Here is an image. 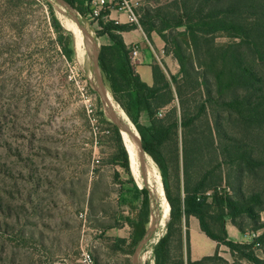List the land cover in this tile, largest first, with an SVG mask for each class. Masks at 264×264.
<instances>
[{"label": "trees", "instance_id": "trees-1", "mask_svg": "<svg viewBox=\"0 0 264 264\" xmlns=\"http://www.w3.org/2000/svg\"><path fill=\"white\" fill-rule=\"evenodd\" d=\"M64 1L79 16L87 17L91 0ZM48 11L58 25L50 4ZM160 11L144 17L141 29L144 34L156 32L179 70L177 76L167 77L162 67L153 65L151 86L131 66L130 49L121 37L128 28L109 20L93 22L96 38L106 36L111 42L99 48L103 80L138 132L145 154L162 174L169 219L166 233L153 247V264H229L218 250L199 261L191 260V217L209 240L229 250L234 262L264 264V221L260 218L264 212V0H172L164 13ZM154 19L160 22L159 28ZM168 30L175 35L168 37ZM217 36L228 42L215 43ZM68 40L65 52L70 59L72 37ZM141 116L147 126L139 123ZM106 124L105 132L115 136L120 148L132 199L140 200L135 216L122 219L131 228L128 244L117 240L133 249L150 223V195L146 186L139 188L132 179L121 136L111 123ZM179 161L181 177L177 174L173 193L167 167H178ZM223 165L228 171L222 170ZM245 178L249 185H244ZM227 220L241 234L253 235L251 242L231 240Z\"/></svg>", "mask_w": 264, "mask_h": 264}, {"label": "rangeland", "instance_id": "rangeland-1", "mask_svg": "<svg viewBox=\"0 0 264 264\" xmlns=\"http://www.w3.org/2000/svg\"><path fill=\"white\" fill-rule=\"evenodd\" d=\"M171 1L139 0L140 27L144 17L154 16L158 9L164 13ZM48 4L58 25L52 21ZM61 10L51 0H0V264H84L82 252L93 264H133L136 247L118 243L108 228L137 213L140 200L132 199V184L121 167L115 136L105 132L109 121L85 45L82 42L78 55L72 32L63 27L73 22ZM78 17L100 48L94 21ZM154 22L159 28L160 22ZM150 34L159 37L156 32L145 35L149 38ZM165 34L171 37L175 32ZM69 36L70 59L65 52ZM227 42L225 37L215 38L217 44ZM159 61L156 64L162 67L163 59ZM139 123L147 126L144 116ZM151 170L163 189L162 174L147 155L144 173L139 165V180L131 177L139 188L146 186L150 216L156 217ZM222 170L228 167L223 165ZM181 171V161L178 167L168 164L173 193ZM243 181L250 184L247 178ZM260 218L264 221V212ZM168 219L164 226L155 220L140 264H153L152 250L166 233ZM251 240L250 236L242 243ZM223 249L220 257L229 264H247L234 262L229 250ZM255 253L262 256L260 250Z\"/></svg>", "mask_w": 264, "mask_h": 264}, {"label": "crops", "instance_id": "crops-1", "mask_svg": "<svg viewBox=\"0 0 264 264\" xmlns=\"http://www.w3.org/2000/svg\"><path fill=\"white\" fill-rule=\"evenodd\" d=\"M107 16L109 21H117V25L128 28L121 33V37L127 48L131 49L134 47L137 50V56L135 57V59H132L130 63L135 73L139 76L140 80L143 83L148 86H151L153 84L152 66L156 64L157 60L159 61L161 59H163L162 69L167 77L169 75H177L178 66L176 60L171 54H166L164 52V43L159 39V37H154L153 34H150V37L148 38L141 28L129 26L126 23L127 19L124 13L110 10ZM92 25L96 29V23H93ZM97 41L99 42V46H106L111 44L106 36L98 37ZM159 63L161 62L159 61ZM134 216L135 214L134 212H132L129 215V218H132ZM225 228L229 238L238 243L247 242L246 240L249 239L250 236L253 237V235H250L248 233L241 234L234 226H232L229 220L226 221ZM108 232L110 236L114 237V239L125 240L128 244L131 235V228L126 222H122L118 227L110 226L108 228ZM189 242L190 258L192 261H199L204 257L212 256L217 250L220 255H222V252H225L223 246H218L217 243L209 240L201 232L198 221L193 217L189 219ZM139 262V260H135L132 257L133 264H140Z\"/></svg>", "mask_w": 264, "mask_h": 264}, {"label": "water", "instance_id": "water-1", "mask_svg": "<svg viewBox=\"0 0 264 264\" xmlns=\"http://www.w3.org/2000/svg\"><path fill=\"white\" fill-rule=\"evenodd\" d=\"M51 1L59 5L68 14V16L75 23V25L77 26L81 34L82 42L85 45L88 56L92 63V73H93V76L96 82V91L100 98V101L104 105V116L116 128L120 136L122 134H127L132 138L133 136L131 135L129 131V127L124 123L123 119L118 115L117 111L115 110V105L113 104V102H111L110 94L105 87L104 80H103V77H102V74L99 68V64H98L99 48L94 43V40L89 35V32L87 31V29L79 21L78 13L66 1L64 0H51ZM134 141L139 149L138 161H139L141 173H144V163H145L146 154L142 148L139 135H138V139ZM125 151L127 153L128 160H129V155H128V151L126 148H125ZM154 222H155V216L151 215L150 216V227L147 229L145 237L138 244V246L136 247L134 251L133 258L135 260L140 259L142 249L149 242L150 236L152 233V228L155 226Z\"/></svg>", "mask_w": 264, "mask_h": 264}, {"label": "bare ground", "instance_id": "bare-ground-1", "mask_svg": "<svg viewBox=\"0 0 264 264\" xmlns=\"http://www.w3.org/2000/svg\"><path fill=\"white\" fill-rule=\"evenodd\" d=\"M61 11L65 12L63 9ZM63 27L72 32L73 37L75 38V50H76L77 54L79 55L82 51L83 46H82L81 34H80L77 26L73 22V23H63ZM111 102H112V100H111ZM115 110L117 111L118 115L123 119L124 123L129 127V131H130L131 135L133 136L132 137L133 139H132L129 135L122 134L121 140H122L123 146L128 151L131 173L135 178H137V177H139V172H140L139 171V165H138L139 149H138L134 140L138 139V133H137L135 127L133 126V124L130 122V120L125 115V113H123V111L121 109L116 108V106H115ZM146 175H148V174H146ZM150 175L152 177V179H151L152 180V185H151L152 186V194H153V196L156 200V204H157V213H156L155 220L157 222V225L161 226L168 219L169 205L165 199V196H164L165 194L163 192L162 186H161L158 178L156 177V175L154 174V172L152 170L150 172ZM147 258H149V257H147Z\"/></svg>", "mask_w": 264, "mask_h": 264}, {"label": "built area", "instance_id": "built-area-1", "mask_svg": "<svg viewBox=\"0 0 264 264\" xmlns=\"http://www.w3.org/2000/svg\"><path fill=\"white\" fill-rule=\"evenodd\" d=\"M139 5V0H91L88 4V17L97 20L102 17L108 20V16H102L110 10L124 13L126 15V23L129 26L141 28L138 20L136 9ZM117 24V21L114 22ZM137 56V50L133 47L130 49V61ZM161 116V114H159ZM159 240V239H158ZM158 242V241H157ZM82 262L84 264H93L92 259L86 252L81 253Z\"/></svg>", "mask_w": 264, "mask_h": 264}]
</instances>
